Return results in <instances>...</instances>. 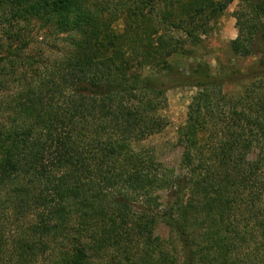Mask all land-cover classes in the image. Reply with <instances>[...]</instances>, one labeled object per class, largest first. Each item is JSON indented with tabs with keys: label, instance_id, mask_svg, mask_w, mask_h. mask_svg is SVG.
<instances>
[{
	"label": "trees",
	"instance_id": "trees-1",
	"mask_svg": "<svg viewBox=\"0 0 264 264\" xmlns=\"http://www.w3.org/2000/svg\"><path fill=\"white\" fill-rule=\"evenodd\" d=\"M229 1L0 0V264H264V0L196 56ZM185 87L169 165L143 142Z\"/></svg>",
	"mask_w": 264,
	"mask_h": 264
},
{
	"label": "rangeland",
	"instance_id": "rangeland-1",
	"mask_svg": "<svg viewBox=\"0 0 264 264\" xmlns=\"http://www.w3.org/2000/svg\"><path fill=\"white\" fill-rule=\"evenodd\" d=\"M239 6V0H230L227 2L222 15L215 20L214 25L209 24L201 33L202 43L197 50V58L208 61L214 71H221L232 60V55L228 50V42L237 34L236 19L234 11ZM116 29L120 30L122 22L118 21L115 24ZM40 39V38H39ZM50 43V42H49ZM47 43L34 42L32 44L31 52H37L38 49H43ZM46 54L49 55L47 51ZM54 54V53H50ZM239 67L245 68L251 65L253 59H235ZM190 62V61H189ZM184 61L186 65L189 64ZM232 90L233 87H230ZM193 88H171L167 91V105L163 110V114L167 119L166 127L159 133L148 137L143 144L152 146L160 160L169 165H175L180 159V147L176 144L178 128L187 124V106L194 94ZM184 127V126H183ZM21 221L14 216H10L0 221L1 231L4 246L12 243L20 231L19 225ZM19 228V229H18ZM7 244V245H6ZM10 248V246H8ZM13 253L5 254L4 264H16V257Z\"/></svg>",
	"mask_w": 264,
	"mask_h": 264
}]
</instances>
